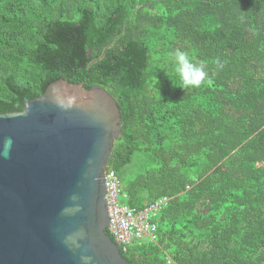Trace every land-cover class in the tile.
<instances>
[{"label":"trees","instance_id":"obj_1","mask_svg":"<svg viewBox=\"0 0 264 264\" xmlns=\"http://www.w3.org/2000/svg\"><path fill=\"white\" fill-rule=\"evenodd\" d=\"M178 48L210 83L180 88ZM60 79L117 101L127 204L169 198L127 262L264 264V0H0V114Z\"/></svg>","mask_w":264,"mask_h":264},{"label":"water","instance_id":"obj_2","mask_svg":"<svg viewBox=\"0 0 264 264\" xmlns=\"http://www.w3.org/2000/svg\"><path fill=\"white\" fill-rule=\"evenodd\" d=\"M121 135L109 92L63 79L0 114V264H131L106 202Z\"/></svg>","mask_w":264,"mask_h":264},{"label":"built area","instance_id":"obj_3","mask_svg":"<svg viewBox=\"0 0 264 264\" xmlns=\"http://www.w3.org/2000/svg\"><path fill=\"white\" fill-rule=\"evenodd\" d=\"M119 175L108 169L106 172V202L109 212V232L120 250L127 252L134 243H155L157 241L156 220L168 205L169 198L136 209L130 207Z\"/></svg>","mask_w":264,"mask_h":264},{"label":"clouds","instance_id":"obj_4","mask_svg":"<svg viewBox=\"0 0 264 264\" xmlns=\"http://www.w3.org/2000/svg\"><path fill=\"white\" fill-rule=\"evenodd\" d=\"M173 71L179 77L181 87L185 90L200 88L204 83H210L209 73L205 70L206 65L197 63L189 53L179 48L171 55ZM216 65L222 68L223 64L217 60Z\"/></svg>","mask_w":264,"mask_h":264}]
</instances>
